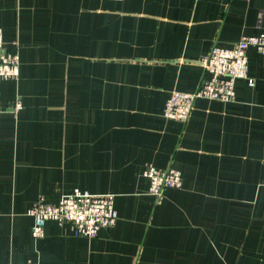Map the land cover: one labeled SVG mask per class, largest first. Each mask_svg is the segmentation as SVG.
<instances>
[{
  "label": "crops",
  "instance_id": "0c3cea01",
  "mask_svg": "<svg viewBox=\"0 0 264 264\" xmlns=\"http://www.w3.org/2000/svg\"><path fill=\"white\" fill-rule=\"evenodd\" d=\"M0 26L20 55L0 78V264H264V54L235 100L163 114L214 44L264 31V0H0ZM149 164L182 186L157 201ZM75 187L114 193L115 226L33 237L32 203Z\"/></svg>",
  "mask_w": 264,
  "mask_h": 264
},
{
  "label": "built area",
  "instance_id": "2783aa9c",
  "mask_svg": "<svg viewBox=\"0 0 264 264\" xmlns=\"http://www.w3.org/2000/svg\"><path fill=\"white\" fill-rule=\"evenodd\" d=\"M250 47L264 54V31L258 34H244L232 46L214 44L198 59L204 70V76L198 87L190 92L172 91L164 105V116L186 122L198 98L233 101L237 95V79L245 78L250 85H254L253 77L249 76ZM19 73L18 47L6 45L4 30L0 26V78L17 79ZM21 108V101H16L14 110L19 111ZM144 174L149 180V192L157 201L161 200L167 188H179L183 184L182 172L174 167L162 169L149 164L146 165ZM28 213L34 218L32 234L35 238L43 237L45 225L49 220H54L60 225L71 226L76 235L93 238L101 229L115 226L118 219L114 193H92L79 187L62 195L56 202L39 198L32 203ZM6 264L40 263L28 259Z\"/></svg>",
  "mask_w": 264,
  "mask_h": 264
}]
</instances>
